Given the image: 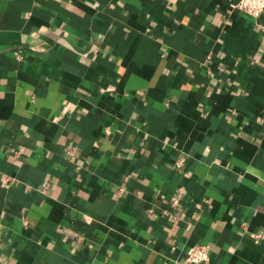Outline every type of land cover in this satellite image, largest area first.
I'll use <instances>...</instances> for the list:
<instances>
[{
	"label": "crops",
	"instance_id": "crops-1",
	"mask_svg": "<svg viewBox=\"0 0 264 264\" xmlns=\"http://www.w3.org/2000/svg\"><path fill=\"white\" fill-rule=\"evenodd\" d=\"M235 2L0 0V264H264V11Z\"/></svg>",
	"mask_w": 264,
	"mask_h": 264
},
{
	"label": "built area",
	"instance_id": "built-area-1",
	"mask_svg": "<svg viewBox=\"0 0 264 264\" xmlns=\"http://www.w3.org/2000/svg\"><path fill=\"white\" fill-rule=\"evenodd\" d=\"M234 8L244 12L245 14L258 18L264 11V0H236ZM261 41L264 42V26H261ZM14 153L19 154V150H14ZM183 159L177 160L176 164L181 165ZM185 261L188 264H201L209 261V249L205 245L193 246L186 255Z\"/></svg>",
	"mask_w": 264,
	"mask_h": 264
}]
</instances>
